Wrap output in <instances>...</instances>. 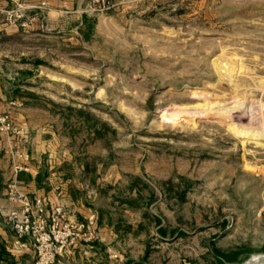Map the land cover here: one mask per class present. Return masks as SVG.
Instances as JSON below:
<instances>
[{
  "label": "rangeland",
  "instance_id": "1",
  "mask_svg": "<svg viewBox=\"0 0 264 264\" xmlns=\"http://www.w3.org/2000/svg\"><path fill=\"white\" fill-rule=\"evenodd\" d=\"M0 77V264L35 262L3 218L17 165L95 235L54 264L264 254V0H0Z\"/></svg>",
  "mask_w": 264,
  "mask_h": 264
},
{
  "label": "built area",
  "instance_id": "2",
  "mask_svg": "<svg viewBox=\"0 0 264 264\" xmlns=\"http://www.w3.org/2000/svg\"><path fill=\"white\" fill-rule=\"evenodd\" d=\"M4 13L10 19L13 17L11 12ZM0 125L3 130L10 127L6 117L2 115ZM28 171L26 166L17 165L14 168L15 175ZM9 191L11 200L18 205V209L6 213L4 221L15 231L16 245L22 250L34 252V264H54L70 246L94 240L95 235L90 231L89 225L69 220L63 205L49 209L42 197L23 196L19 193L15 180L9 184Z\"/></svg>",
  "mask_w": 264,
  "mask_h": 264
},
{
  "label": "crops",
  "instance_id": "3",
  "mask_svg": "<svg viewBox=\"0 0 264 264\" xmlns=\"http://www.w3.org/2000/svg\"><path fill=\"white\" fill-rule=\"evenodd\" d=\"M3 93L4 92L0 86V95H2ZM12 178H13V161L11 157H9L6 153H4L2 148L0 147V207L11 208L12 206H14L6 198L7 185ZM16 180H17V184L19 185V190L24 193H27L31 196L34 195L44 196L47 194L43 189H41L40 174L35 167H33L32 171L30 172L19 173ZM51 201L54 202V199H52ZM13 241H14L13 232L7 227L0 226V246L7 248V250L9 251H14L15 255L13 254L12 256L13 258H16L15 256H17L16 254L17 250L13 247ZM10 260L11 262H13V259Z\"/></svg>",
  "mask_w": 264,
  "mask_h": 264
},
{
  "label": "water",
  "instance_id": "4",
  "mask_svg": "<svg viewBox=\"0 0 264 264\" xmlns=\"http://www.w3.org/2000/svg\"><path fill=\"white\" fill-rule=\"evenodd\" d=\"M242 264H264V254L254 255Z\"/></svg>",
  "mask_w": 264,
  "mask_h": 264
},
{
  "label": "trees",
  "instance_id": "5",
  "mask_svg": "<svg viewBox=\"0 0 264 264\" xmlns=\"http://www.w3.org/2000/svg\"><path fill=\"white\" fill-rule=\"evenodd\" d=\"M224 258L228 261H231V262L237 261V254H235V255H224Z\"/></svg>",
  "mask_w": 264,
  "mask_h": 264
},
{
  "label": "bare ground",
  "instance_id": "6",
  "mask_svg": "<svg viewBox=\"0 0 264 264\" xmlns=\"http://www.w3.org/2000/svg\"><path fill=\"white\" fill-rule=\"evenodd\" d=\"M263 106H264V103H263ZM171 107V106H170ZM179 110V108L178 107H171L170 109H166V110H164V113L165 114H167V113H172V112H175V111H178Z\"/></svg>",
  "mask_w": 264,
  "mask_h": 264
}]
</instances>
